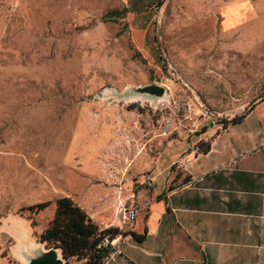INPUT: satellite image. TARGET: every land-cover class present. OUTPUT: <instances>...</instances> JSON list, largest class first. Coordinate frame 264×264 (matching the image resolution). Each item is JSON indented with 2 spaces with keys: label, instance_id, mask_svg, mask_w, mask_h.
Segmentation results:
<instances>
[{
  "label": "rangeland",
  "instance_id": "rangeland-1",
  "mask_svg": "<svg viewBox=\"0 0 264 264\" xmlns=\"http://www.w3.org/2000/svg\"><path fill=\"white\" fill-rule=\"evenodd\" d=\"M151 84L164 95L129 92ZM262 97L264 0H0V264H26L58 197L122 220L102 188L180 170Z\"/></svg>",
  "mask_w": 264,
  "mask_h": 264
},
{
  "label": "crops",
  "instance_id": "crops-1",
  "mask_svg": "<svg viewBox=\"0 0 264 264\" xmlns=\"http://www.w3.org/2000/svg\"><path fill=\"white\" fill-rule=\"evenodd\" d=\"M263 115L264 98L241 121L207 131L208 151L185 154L180 170L143 172V190L102 188L98 213L123 200L144 217L125 229L113 211L105 219L88 211L101 228L146 231L142 242L115 235L103 264H264Z\"/></svg>",
  "mask_w": 264,
  "mask_h": 264
},
{
  "label": "trees",
  "instance_id": "trees-1",
  "mask_svg": "<svg viewBox=\"0 0 264 264\" xmlns=\"http://www.w3.org/2000/svg\"><path fill=\"white\" fill-rule=\"evenodd\" d=\"M119 14L120 11L112 10L106 16H118ZM247 113L248 110L223 123V126L241 121ZM202 143L203 148L200 151H208L209 142L203 141ZM48 204V201L39 202L32 207L42 209ZM55 205L54 215L47 227L39 234L38 239L39 242L48 246L60 248L62 256L66 260L75 257L84 259L83 264H103V259L112 250L110 244L102 245L103 240L105 238L110 240L119 233L130 234L137 242L145 240L146 231L137 233L134 230H123L116 226L101 228L88 212L70 196L58 197L55 200Z\"/></svg>",
  "mask_w": 264,
  "mask_h": 264
},
{
  "label": "water",
  "instance_id": "water-1",
  "mask_svg": "<svg viewBox=\"0 0 264 264\" xmlns=\"http://www.w3.org/2000/svg\"><path fill=\"white\" fill-rule=\"evenodd\" d=\"M132 94H141L146 97L159 98L165 93V89L161 86L151 84L138 88H131L129 90ZM43 242H40L33 248L26 246L21 250V256L25 260L26 264H64L65 259L62 256L60 248L55 246H48ZM25 250V251H24Z\"/></svg>",
  "mask_w": 264,
  "mask_h": 264
},
{
  "label": "built area",
  "instance_id": "built-area-1",
  "mask_svg": "<svg viewBox=\"0 0 264 264\" xmlns=\"http://www.w3.org/2000/svg\"><path fill=\"white\" fill-rule=\"evenodd\" d=\"M134 194H131V197H133ZM118 211L121 212L122 215V221L126 223H133L135 221L136 215L138 214V209L135 207L134 203H131L130 205L126 204V201L122 202L121 200L118 201ZM110 243V240L105 238L102 242L103 246H106Z\"/></svg>",
  "mask_w": 264,
  "mask_h": 264
}]
</instances>
